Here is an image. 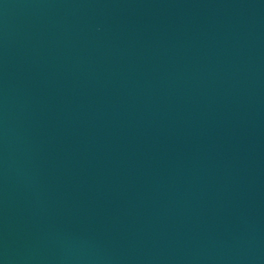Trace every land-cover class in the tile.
Segmentation results:
<instances>
[{
    "label": "water",
    "instance_id": "95a60500",
    "mask_svg": "<svg viewBox=\"0 0 264 264\" xmlns=\"http://www.w3.org/2000/svg\"><path fill=\"white\" fill-rule=\"evenodd\" d=\"M0 264H264V0H0Z\"/></svg>",
    "mask_w": 264,
    "mask_h": 264
}]
</instances>
